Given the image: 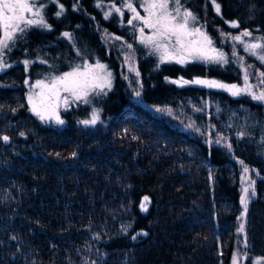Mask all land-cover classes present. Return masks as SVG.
Here are the masks:
<instances>
[{"label":"trees","instance_id":"trees-1","mask_svg":"<svg viewBox=\"0 0 264 264\" xmlns=\"http://www.w3.org/2000/svg\"><path fill=\"white\" fill-rule=\"evenodd\" d=\"M76 1L58 0L66 11L57 18L58 4L40 0L52 30L32 28L17 39L7 54L12 67L0 72V136L10 138L7 144L0 140V264H84L96 245L107 255L102 264H231L242 210L238 163L132 103L121 65L99 41L93 22L134 45L145 102L193 114L199 126L210 123L223 135L244 134L234 141L235 156L263 176L264 151L248 139H264V104L246 94L170 83L181 77L238 83L240 69L232 57L227 63L160 64L137 40L127 12L122 22L115 12L104 20L97 0H80L83 10ZM216 2L220 13L207 3L213 39L216 27L264 38V0ZM233 21L238 28L230 26ZM25 59L35 62L26 68ZM97 60L112 72L106 95L62 111L63 125L31 112L27 98L35 77ZM94 108L100 123H78ZM255 191L247 211L245 264L264 261V177ZM143 196L151 199L146 213L140 209ZM138 232L147 235L133 240Z\"/></svg>","mask_w":264,"mask_h":264},{"label":"snow or ice","instance_id":"snow-or-ice-1","mask_svg":"<svg viewBox=\"0 0 264 264\" xmlns=\"http://www.w3.org/2000/svg\"><path fill=\"white\" fill-rule=\"evenodd\" d=\"M58 4V10L55 16L58 18L66 11L63 4H59L58 0H52ZM122 7H117L116 4L108 5V10L104 11V18L108 19L113 12L120 17L124 16V8L130 13L131 17L127 21L133 29L137 28L135 22H139V43L149 49L148 55H157L159 63H176L185 65L193 62L205 63H227L225 54L214 47L213 39L203 30V25L198 26V17L190 10L184 8L182 0H142L139 7L143 8L146 16H142L137 11V7L132 2L125 3V0H120ZM215 11L220 13V5L216 0H212ZM45 4L38 0H0V72L5 71L12 65L7 60V54L15 45L17 39H23L27 32L32 28H40L52 30V26L47 22L44 14ZM96 7L102 8V3H97ZM76 10V9H74ZM230 26L238 28L239 24L235 21L230 22ZM145 29L150 30L151 34L146 35ZM63 37L71 41L73 39L70 32L62 33ZM105 39L121 40L119 36H111L109 33H104ZM242 37H252L250 31H243L241 35L233 36L232 39L244 45L245 50L252 56H256L264 63V38L255 40V42L246 43ZM255 39V38H254ZM128 49H132L133 45L128 43ZM80 55V53H77ZM235 56L236 54L233 53ZM130 55L124 56V62L128 65V71L135 73V77L140 76L137 67L131 63ZM35 61L25 59L23 61L27 68ZM40 63H46L45 60H39ZM128 77H125L127 79ZM249 75L247 69L244 74V86L240 87L236 84H226L216 80L209 79H194L185 80L183 77L178 80H170V83L177 84L181 87L188 84L201 85L208 88H215L229 92L233 96L246 94L252 99L264 102V90L255 91V87L249 84ZM27 83V81H26ZM259 85H264V72L259 74ZM112 87V72L108 70L106 64L96 61L95 64L85 62L82 66L77 65L69 72L58 75H49L44 79L37 80L34 84V91L28 95V103L31 105V112L37 116L42 122L55 123L63 125L65 120L61 118L60 109L65 111L71 103L77 101L85 104L90 103L89 97L92 95L107 94L105 89L111 90ZM143 85H140L142 88ZM135 95L140 96V90L134 89ZM198 111L200 109H197ZM157 112L167 111L170 109L157 108ZM100 122L98 110H93L90 119L79 121L84 126H95ZM191 126V125H189ZM23 135V133H21ZM223 139V138H220ZM220 139L216 142L220 143ZM5 144L10 143V138L7 135L0 136ZM231 147V145H226ZM59 156V153H57ZM73 157L76 153L74 152ZM243 165V161L240 162ZM250 169L247 166L243 167L244 183L246 186L242 189L241 205L243 211L238 218L241 223L238 232H245V217L248 211V204L251 196H255V180L249 176ZM251 190V196H250ZM140 204L142 211H148L149 197L145 196ZM126 228L129 226H125ZM138 235H147L146 232L137 233L132 236L133 240ZM100 237H94L99 239ZM15 239V237H13ZM247 247V239L244 240ZM246 255V254H245ZM87 264V262H86ZM95 264V262H93ZM231 264H239V254L233 257ZM256 264H264V261L258 260Z\"/></svg>","mask_w":264,"mask_h":264},{"label":"rangeland","instance_id":"rangeland-1","mask_svg":"<svg viewBox=\"0 0 264 264\" xmlns=\"http://www.w3.org/2000/svg\"><path fill=\"white\" fill-rule=\"evenodd\" d=\"M39 1L40 0H38V2ZM127 2H132L133 5L135 7H137V11L140 12V14L142 16L147 15V13L144 12L143 8L139 7V5H135L134 0H125V3H127ZM141 2H142V0H140L139 4ZM201 2H203V4H201ZM97 3H102V5H103L102 8L104 9V11L108 10V7H107L108 5L116 4L115 0H108V1L107 0H97ZM207 3H210L212 5V7L214 8V5L212 4V0H182V4H183L184 8H186L187 10H190L195 16L198 17V26L203 25L204 26L203 30L206 31V33L209 35L207 28H206V23H208ZM116 6L122 7V5H120V4L116 5ZM75 8L81 9V1L80 0L76 1ZM195 8L198 9L199 11L197 12L195 10ZM99 9H101V8H99ZM44 10H45V7H44ZM81 10H83V9H81ZM123 10H124V14L127 12V14L131 16V13L126 8H124ZM214 10H215V8H214ZM104 11L102 10L103 18H104ZM87 16L89 18L91 17L92 21H95V18L92 15L87 14ZM118 17L121 20L124 16L120 17L118 15ZM108 19L104 18V20H108ZM121 22H122V20H121ZM93 23H95L92 26H94V29L97 32V35L99 37V41L102 42L104 44V46H106L109 50L114 52L115 57L117 58L118 62L121 65L122 72H123V79L126 83L128 97L131 100V102L136 104V105H140L143 108L149 110L154 116H157L159 119L163 120L164 122H166L167 124H169L173 128H176L180 131H184V132L190 134L191 136L201 138L208 146H214V147H219V148L223 149L232 159H235V161L239 165L240 175H241V190L246 186V184L244 183V179H243L244 178V173H243V167L244 166H247L250 169L249 176L255 180V186H256V182L258 181V179L264 177L261 174V171L258 168L247 164L245 161H243L242 159L235 156L234 141L242 140L245 135L242 133L236 134L234 136L223 135V134L217 132L215 127L210 123H208L205 128L199 126L198 123L196 122L195 115H193V114L188 115L180 109H175V108H170V107L153 106V105L145 102L143 100V97H142L143 87L140 88V85L141 84L143 85V81H142V76H141V72L139 69L138 54L135 51L134 45L125 36H119V37H121V40H119V41L114 40V39H111V40L105 39V36H104L105 32L109 33L113 37L118 36V35H115V34H113L114 32H110L109 30L102 28L96 21ZM139 27H140L139 22H137V28L134 30H136L138 32ZM214 29L216 30L215 38L213 39L209 35L213 39L214 47H216L219 51L223 52L227 59L232 57V59H234V62L237 65V67L240 69V82H238V83L234 82L231 84H236L240 87H243L244 86L245 69H247L248 75H249V81H248L249 84L253 85L255 87V91H257V92L264 90V85H259V74H260V72H264V63H262L256 56L250 55L245 50L243 44L232 39L233 36L241 35L243 31H240V32H236L234 30L227 31V30L222 29L221 27H216ZM145 34L150 35L151 34L150 30L145 29ZM242 39L244 40V42L246 44L249 42H255V40H258L260 38H257V37L252 35V37H242ZM137 40L139 41V32L137 34ZM128 43H131L133 45L132 49L127 48L126 45ZM233 53H235L236 55L234 56ZM125 55H130L132 57L131 63L133 64V66L138 68V70L140 72L139 77H135V73L128 71V65L125 64V62H124V56ZM229 55H231V56H229ZM39 60H41V59L38 58L36 61H39ZM85 62L91 63L89 61H85ZM95 62L96 61L92 62V64H95ZM100 63H103V62H100ZM83 64H81V66ZM103 64H105V63H103ZM72 69H70L66 72H69ZM108 70H109V68H108ZM125 77H128V78L125 79ZM40 79H44V78L35 77L34 81L30 82L29 94L33 93L34 91H36V92L39 91V89L34 88V84L37 80H40ZM231 84L229 83V85H231ZM134 89L140 90L141 94L139 97H137L135 95ZM106 90L107 89H105V91ZM101 95L102 94L90 96L89 97L90 103H93V99L98 98ZM258 102H260V101H258ZM261 103L264 104V102H261ZM79 105L84 106L86 104L83 102L77 101L75 103H71L69 105L68 109L72 106H75L77 108V107H79ZM157 108L170 109L171 113L169 114V112H167V111L157 112L156 111ZM94 109L97 110L96 108H94ZM94 109H92L91 111L89 110L86 115H81V118H78V121H81L84 119H90L91 113ZM62 111H64L63 107H61V109H60V115H61ZM100 121H101V118H100ZM98 123H100V122H98ZM189 125H191V126H189ZM82 126H84V125H82ZM84 127H86V126H84ZM87 127H94V126H87ZM220 138H223V139H220ZM218 139H220V143L216 142ZM252 139L249 138L248 140H251L253 143L260 145V149L263 152L264 151V139H260V140L256 139L257 141H253ZM226 145H231V147L229 148ZM241 161H243V165L240 163ZM250 196H251V190H250ZM255 196H256V191H255ZM255 196H251L249 204ZM144 197L145 196L142 197L140 204L142 202H144L143 201ZM149 200L151 203L150 197H149ZM150 203L148 204V209L150 207ZM249 204H248V207H249ZM242 211H243V206H242L241 213H242ZM142 212H144V211H142ZM144 213H146V212H144ZM241 213H240V215H241ZM240 223H241V221L238 220L236 237H235V248H234V252L232 255V259H233V257L237 256V254H239V264H245L247 259L250 257L249 243H248V236H247V214H246L245 221H244L245 232L243 234L238 232V228H239ZM138 233H143V232H138ZM138 236H136V237H138ZM142 236H144V235H142ZM245 236L247 239V247H245V244H244ZM232 259H231V261H232ZM106 260H107L106 253L104 251H102L101 248L97 247V245H96L95 247H93V248L90 247L87 250V257H86V261L84 264H86V262H87V264H93V262H95V264H102V262H104Z\"/></svg>","mask_w":264,"mask_h":264}]
</instances>
